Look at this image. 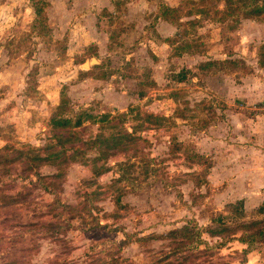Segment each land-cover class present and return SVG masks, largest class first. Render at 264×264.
Here are the masks:
<instances>
[{
  "label": "rangeland",
  "instance_id": "1",
  "mask_svg": "<svg viewBox=\"0 0 264 264\" xmlns=\"http://www.w3.org/2000/svg\"><path fill=\"white\" fill-rule=\"evenodd\" d=\"M262 117L264 0H0V264H264Z\"/></svg>",
  "mask_w": 264,
  "mask_h": 264
},
{
  "label": "trees",
  "instance_id": "2",
  "mask_svg": "<svg viewBox=\"0 0 264 264\" xmlns=\"http://www.w3.org/2000/svg\"><path fill=\"white\" fill-rule=\"evenodd\" d=\"M65 103V101H62V106L59 107V110L61 112V110L65 107V105L63 104ZM103 118V117H101ZM92 119H94V117H92V115H89L87 113H80L77 115V117L75 119H71L68 117H62V116H54L52 119V124L54 127L56 128H78L81 127L86 121H91ZM103 120V119H101ZM190 230H194L195 233L193 234V238H196L198 241H200V243H202V234L200 231V227L197 225V223H194L192 221L187 222L186 226L183 227L182 229H178V231L176 232H180V231H190ZM264 236V229H258L256 233H254L253 235L246 237V238H242L239 241L242 244H246L248 246H252L255 241L257 240V238H261Z\"/></svg>",
  "mask_w": 264,
  "mask_h": 264
},
{
  "label": "crops",
  "instance_id": "3",
  "mask_svg": "<svg viewBox=\"0 0 264 264\" xmlns=\"http://www.w3.org/2000/svg\"><path fill=\"white\" fill-rule=\"evenodd\" d=\"M259 126H260V132L264 128V117L260 118L259 121ZM262 133V132H261ZM258 173L255 175L251 171L247 170V165L244 164V168L242 170V179L240 183L241 185V190L245 192H256L255 196L253 198L255 200H258V203L260 205L264 204V150L261 148L258 149ZM247 194V193H246ZM246 196V195H245ZM252 197V196H251Z\"/></svg>",
  "mask_w": 264,
  "mask_h": 264
},
{
  "label": "water",
  "instance_id": "4",
  "mask_svg": "<svg viewBox=\"0 0 264 264\" xmlns=\"http://www.w3.org/2000/svg\"><path fill=\"white\" fill-rule=\"evenodd\" d=\"M97 63V60L96 59H92L90 62H87L85 65H84V68H89L90 65H93V64H96Z\"/></svg>",
  "mask_w": 264,
  "mask_h": 264
}]
</instances>
